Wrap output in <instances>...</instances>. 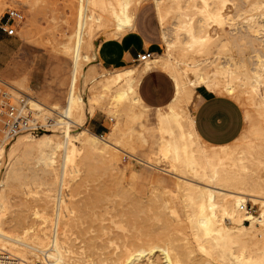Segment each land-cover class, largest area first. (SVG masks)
I'll return each instance as SVG.
<instances>
[{"label": "rangeland", "instance_id": "obj_1", "mask_svg": "<svg viewBox=\"0 0 264 264\" xmlns=\"http://www.w3.org/2000/svg\"><path fill=\"white\" fill-rule=\"evenodd\" d=\"M153 1L131 0V9L135 13L142 4L136 14L144 10L146 17L156 24L160 45L155 48V57L167 51V43L165 37H161ZM160 1L166 13L165 29L169 31L172 43L175 42L169 52L173 60L181 63V66L178 63L180 70H184V79L193 92H196L197 86L206 87V84L198 79V72L191 66L199 63L203 75L213 77L218 67L223 68L222 62L228 61V66L232 61L243 62L232 65L239 78L231 79L236 91L241 94V100L236 102L244 116L241 135L232 144L242 148L245 139L252 133L253 124L260 126L264 133V120L259 116L262 112L254 105L261 94L264 95V81L250 79L253 71L249 63L257 50L264 52V0ZM119 2L122 0H0V20L8 9L19 10L23 15L20 21L15 22L16 31L12 36L17 50L6 68L0 71V79L40 101L47 109L54 110L39 108L36 115L42 122H48L51 130L45 133L56 134L61 142L62 124H55V120L59 119L70 96L77 97L76 100L79 97L90 100L96 96L92 100L93 114L83 123L76 120L70 128H86L103 138L107 137V133H112V142L118 147V150H112L117 152L120 160L116 170L98 155L83 160L85 152L80 150L76 154L75 164L66 165L63 162L64 151L60 149L54 164L46 167L47 172L45 167L21 166L17 171L4 175V157L0 165V181L3 180L0 182V196L6 204L2 227L16 233H21L28 226L40 227L46 237L57 232L60 240L72 249L70 254L86 259L88 264H137L140 261L139 264H152L155 261L156 264H222L218 261L221 259L219 251L215 252L218 249H211L204 238L205 226L198 224L201 198L198 195L190 197L182 191L181 181L173 174L174 171L170 173L157 168H171V162L159 151V132L145 129L140 124L143 118L129 114V106L137 114L143 111L149 125H153L156 110H144L139 105L132 107L126 99L121 102L119 98L118 102L112 100L116 97L113 95L115 89L123 82L111 90L101 91L104 75L114 68H107L98 62L96 45L114 35L109 10L112 6L119 7ZM81 4L84 22L82 43L75 62V32H79ZM212 9L213 14L220 13L221 16L209 17L206 21L204 18L206 25L202 31H196L202 12H211ZM99 15L100 22L96 20ZM250 24L260 30L256 32L254 28V32H246L244 26ZM181 25L185 26L184 29ZM191 26L195 27V34L204 37L202 43L189 47L183 42L191 41L193 32H188ZM205 32L210 34V39ZM177 39H180V44ZM68 47L73 48L69 51ZM145 62L136 61L128 67L142 68ZM217 76L222 77L223 74ZM253 84H256L259 94L254 91ZM194 97L195 93L193 100ZM188 108L193 113L195 101L188 104ZM247 112L252 115L251 122L246 119ZM90 118H95L96 123H103L106 126L104 132L93 130L88 125ZM51 123L56 126L53 127ZM24 134L27 133L21 135ZM13 140L5 141L10 143ZM252 140L255 147L247 161L246 174L237 181L238 186L264 183V138ZM128 153L143 159L150 157L156 166L137 160ZM61 196L64 203L60 206L58 201ZM245 205L254 215L261 211L260 206L249 199ZM245 221L249 224V221ZM201 244L210 247V251L206 253L202 250ZM39 254L28 252L27 261L44 260V256ZM153 258L156 260L151 261ZM162 260H165L164 263Z\"/></svg>", "mask_w": 264, "mask_h": 264}, {"label": "bare ground", "instance_id": "obj_2", "mask_svg": "<svg viewBox=\"0 0 264 264\" xmlns=\"http://www.w3.org/2000/svg\"><path fill=\"white\" fill-rule=\"evenodd\" d=\"M154 3L157 9L159 22L161 24L162 35L165 37L164 39L167 43V51H164V54H157L155 57L153 56L151 59L147 60L142 68H137L134 66L127 68H114L111 73L106 76L104 75V79L100 84L101 91L105 92L109 89L111 90L112 87L117 86V84L123 82L122 86H119L115 89V93H113V95L115 94L114 96L116 97L111 96V98L114 97L116 99L113 98L112 100H116V102H118L119 98V100L121 99V102L122 100L126 99V101H130L129 105L131 104L132 107H134L135 105H139L144 110H147L149 109V107L144 104L145 102L143 103L141 101L137 92L138 83L143 74L153 67H158L159 69L161 68L164 71L168 72L173 77L176 86L175 95L168 104L156 108L155 122L153 125H149L147 117L143 115V111H139V113L137 114L129 106V114H132V117H139L140 119L143 118L141 119L140 124L145 129H148L152 132L154 130H157L159 132V151L164 158L168 159L171 162V168H164L160 166H157V168L170 173H173L174 171L173 174L176 175L177 178H179L181 181L179 184L182 188V191L186 192L190 197H194L193 195H198L201 198L199 201V207L201 211L199 210L200 213H198L200 216V221L198 220V224L199 226H205L206 230L204 231V235L206 236L204 238L207 242H209V246L211 247V249L212 247L213 250L214 248L218 249L215 250V252L219 251V255L221 257V259L218 261H221L222 264H264V183H253L252 185H250V183L248 187H244V185L238 186L237 182L238 179L244 176L246 174V171L248 170L247 161L252 155L251 150H253L255 147L252 138L262 140L264 138V133L261 130L260 126H258L257 124H253L251 130L252 133L250 137H247V139H245L242 148H240V146H238L237 144H232L235 140L224 145H212L206 143L199 137L194 129L193 113L188 108V104L194 101L193 95L195 92L192 91L187 81H185L184 79V70H180L179 67L181 63H179L178 61V65L177 61L172 59L173 57L170 54L171 52H169V48L173 44H175V42L173 41L174 43H172L170 37L168 36L169 31L167 32L165 29L164 24L166 13L161 8L162 1L154 0ZM131 7V0H122L119 7L112 6L109 10L111 19L113 21L112 23L114 25V35L122 34L134 25V12L132 11ZM178 8L180 7L178 6ZM81 10L82 4L80 9V22H78L80 23L78 26L79 32H75V34H77L78 36V38H76L77 36L75 37L77 41L74 42L75 54L73 55L75 57V62H77L78 60L82 43V27L84 22ZM213 10L214 9H212L211 12H208L207 10H204L202 12L203 14L201 19H197L198 22L200 21V24L198 25V30L196 31H202L204 25H206L203 20L204 18L206 21L209 17L218 18L219 16H221L220 13L213 14ZM179 15L181 16L182 14L180 13ZM96 20L100 22L101 16H96ZM185 22L187 23V21ZM185 22H183V24ZM188 23L190 25V22ZM177 24H179V22H177ZM244 27V30L246 32H250L255 28V25L250 24ZM182 30H180L179 32H181ZM259 30V28H255L256 32ZM188 32H193V35L191 34V41L187 40V42H183V44L185 43L190 47L196 44L199 45L203 42L204 36L201 37L197 33L195 34V27H189ZM207 37L208 39L211 38L209 33L207 34ZM179 40L177 42H179ZM178 44H180V42ZM65 47H67V45H65ZM71 48L73 47H68L67 49L71 51ZM253 56L254 59L249 62L252 65L253 71L250 79L253 80L254 78L253 81L262 80L263 82L264 52L257 50V54ZM227 63L228 61L222 62L221 65L223 66L221 67L223 68L218 67V69L216 70L217 72L213 77L204 76L201 72L202 67H199V63L191 67H194L196 69V71L198 72V79H201L200 81H202L203 84H206V88L208 90L218 94L228 95L238 102L241 100V94L236 91L233 84L234 82L233 80L231 81V79H236L239 77L236 73H234L235 71L232 70V65H241L243 64V62L240 61L238 63V60L237 62L232 61L229 62V66L226 65ZM74 64L76 66V63ZM221 74H223L222 77L217 76ZM255 87L256 84H253L254 91L259 94L258 89ZM70 89L72 90V88ZM70 94L71 93H69V95ZM29 97L31 106L34 110L39 112L40 109H47V106H43L40 101L34 99L32 96ZM76 98L77 97L72 98L70 96L67 105L63 109L62 114L60 113L59 115L58 113L59 119L55 120V124H62V130L60 132L63 138V142H61L62 140H60V138L56 134L50 132H43L41 134H38V136H31L30 134H19L15 136L14 140L10 143H7L4 138L0 137V165L3 164L4 157V163H6L3 171L4 175L13 173L11 171H17L19 168H21V166L33 168L45 167L46 171V167L54 164L57 151L60 149L64 151L63 153L65 154V159L64 157L63 159L65 161L63 162L66 165L75 164L76 154L80 152V150H82L85 152L83 160H89L91 156L93 157V155H98L103 160H105V162L112 168L116 170L119 168L118 163L120 160H118V157L116 155L117 152L115 153V151L112 150V148L118 150L117 145L112 142V140H114L112 139V133H107V137L103 138L102 136H99L98 134H95L94 132L89 131L86 128H77L78 130H73L72 128H70V125L72 123H76V120H79L81 123H83L86 118H88V116L92 115L94 112V103L92 104V100H95L96 96H93V98H91L90 100H85L81 97L76 100ZM254 105L257 110H260L262 112V114H260L259 116H261L262 120H264V95L262 96L261 94V98L254 102ZM51 110L52 109L48 108L46 111ZM246 119L249 122L252 121V115L249 112L246 113ZM53 123H51L52 126H56ZM49 130L51 129H48L46 132H48ZM248 133L250 134V132ZM128 154H130L137 160L153 165V167L156 166V162L151 160L150 157L143 159L141 157L135 156L134 154ZM175 167L176 169L178 168V171L175 169ZM0 182H3V180ZM247 199L252 201V203L258 204L260 206L261 211L259 212V214H257V216L245 209ZM58 202L59 205L64 203L62 196L60 197ZM5 208L6 204L0 196L1 249L6 250L14 256L25 261H27V253L29 252L30 254L40 253L39 256H44L42 258L44 259L46 264H88V261L86 259H83L81 257L75 258V256L70 254L72 252V249H70L69 245H67L63 240H60L57 232L53 233L51 236L46 237L45 234L41 232L42 228L40 227L34 228L28 226V228L22 229L21 233H16L3 228V222L1 223V219ZM203 208L207 209H205L206 212L205 210H203ZM36 211L34 212L35 214H37ZM245 220H247V222L249 221V224L244 223ZM200 247L206 253L210 251V247H206L203 244H201ZM211 252L213 251L211 250ZM47 258H50V260H47ZM153 260L156 259H151V261ZM170 260L171 259L169 258V261ZM147 261L151 262L150 259H148ZM156 263L157 262L155 261L154 264Z\"/></svg>", "mask_w": 264, "mask_h": 264}, {"label": "crops", "instance_id": "obj_3", "mask_svg": "<svg viewBox=\"0 0 264 264\" xmlns=\"http://www.w3.org/2000/svg\"><path fill=\"white\" fill-rule=\"evenodd\" d=\"M141 6L142 4L137 10ZM154 7L157 13L155 3ZM136 12L132 27L122 34L107 37L97 45L98 62L107 68L128 67L136 62L137 54L154 52L160 45L156 24L146 17L144 10ZM160 29L163 39L161 24ZM15 42L12 36L0 29V71L6 68L7 62L14 56L17 50ZM175 90L173 77L158 67L144 73L137 87L141 101L152 110L168 104L173 99ZM194 101V129L203 141L212 145H224L241 135L244 116L235 99L210 91L204 86H197ZM88 125L99 133L106 128L103 123H96L95 118H90Z\"/></svg>", "mask_w": 264, "mask_h": 264}, {"label": "built area", "instance_id": "obj_4", "mask_svg": "<svg viewBox=\"0 0 264 264\" xmlns=\"http://www.w3.org/2000/svg\"><path fill=\"white\" fill-rule=\"evenodd\" d=\"M22 18L19 10L8 9L0 21V29L14 36L15 22ZM153 54V51L139 53L136 55V61L145 62L151 59ZM30 103V97L26 93L0 79V137L11 140L19 134L38 135L49 129L48 122H42L37 117V112ZM245 209L249 211L247 205ZM0 264H46V262L44 260L28 262L0 248Z\"/></svg>", "mask_w": 264, "mask_h": 264}]
</instances>
